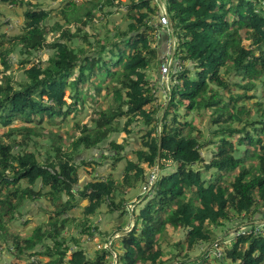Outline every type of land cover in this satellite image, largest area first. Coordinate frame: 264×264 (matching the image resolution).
<instances>
[{"label":"trees","instance_id":"trees-1","mask_svg":"<svg viewBox=\"0 0 264 264\" xmlns=\"http://www.w3.org/2000/svg\"><path fill=\"white\" fill-rule=\"evenodd\" d=\"M45 1L0 0L22 8L24 17L18 34L0 40V126L5 128L0 135V246L13 247L10 264H63L68 252L71 264H106L112 253L118 256L117 264H165L161 245L168 229L184 232V241L172 242L176 253L166 252L174 264H213L217 249L234 264H264V229L255 230L260 224L255 223L256 214L264 210V107L254 110L259 116L253 117L246 104L251 96L247 92L264 76V0H164L171 21L168 35L171 32L176 41L173 56L180 64L170 77L173 84L166 91L164 108L153 106L161 65L155 44L158 38L169 37L161 34L165 26L152 22L157 15L153 0H129L127 15L138 13L135 22L128 23L124 32L114 26V38H120L107 39L111 46L97 57L86 54L83 45L72 44L76 38L88 42L83 26L93 27L94 11L103 12L115 1L83 0L79 6L75 0H59L74 15L73 31L65 16L53 26L46 23L50 10L43 7ZM141 9L145 12L139 13ZM50 33L57 35L48 40ZM15 46L25 55L18 61L20 80L6 72ZM43 49H51L50 56L35 58L33 53ZM89 101L108 108L97 110L92 125L76 123L80 133L70 152L60 153V136L50 137L55 143L49 142V148L56 153L52 156L48 149L44 160L28 148L30 143L38 145L33 135L43 132L46 138L51 133L43 124L53 127L59 119L60 125L61 120L83 113ZM203 110L215 125L207 134L187 116L201 120ZM123 118L122 130L128 132V126L137 122L143 134L136 160L126 161L120 179L109 173L76 187L78 168L92 162L80 159L75 165V156L100 147L119 130ZM109 146L114 164L125 158L120 153L123 145L111 140ZM154 165L156 180L146 195L137 197L144 204L133 209V228L124 233L119 226L112 234L104 233L102 243L122 231L111 239V249L87 259L80 246L97 230L92 222L97 211L109 202L112 211L125 213L123 201L116 199L140 182L147 183L146 169ZM77 196L87 204L78 218L67 216L79 206ZM41 197L51 204L45 229L36 228L22 239L11 224L25 201ZM242 217L251 228L237 229L229 244L219 240L218 229ZM45 238L53 240L51 248L35 251ZM70 243L77 246L75 251ZM198 246L207 251L195 255ZM21 254L51 255V259L24 262Z\"/></svg>","mask_w":264,"mask_h":264},{"label":"rangeland","instance_id":"rangeland-1","mask_svg":"<svg viewBox=\"0 0 264 264\" xmlns=\"http://www.w3.org/2000/svg\"><path fill=\"white\" fill-rule=\"evenodd\" d=\"M83 0H75L76 4L80 6ZM104 1V0H103ZM102 1V2H103ZM115 5L114 6H108L104 9V11L96 10L94 11L95 17L93 18V27H89L88 25L83 26V31L87 32L88 34V42H84L82 44V41L80 38H76L74 44V47L76 45H83V49H85V53L97 57L98 55H104L106 53V50L108 47H110L109 41H106L107 39L111 40H117L120 37L114 38L115 29L114 26H118L121 32H124L127 29L128 23L135 22V18L137 17L138 13H131L128 14V9L131 5L129 0H114ZM101 2V3H102ZM43 7L47 10H50V17L47 19L46 23L53 26L54 21L63 22L64 18L63 16L67 17L70 23L68 27L71 28V30H75L76 26L74 25V15L71 12V10L64 9L65 2H60L59 0H47L43 2ZM136 3V2H135ZM159 5H158V4ZM164 4V0H153V4L157 6V15L153 19V23L157 27H161L159 24V15L165 7H160V5ZM97 9V7H94ZM163 8V9H162ZM162 9V10H160ZM166 10V9H165ZM105 12H109L107 16H105ZM140 12H145V9H141ZM83 11L79 9V15H82ZM166 13L168 15V12L166 10ZM84 15V14H83ZM82 15V16H83ZM169 17V15H168ZM83 19L85 17L83 16ZM23 9L18 6H11L6 5L4 3L0 2V40L3 39V41L6 39L7 36H14L15 34H18L20 32L21 26L23 25ZM82 21V20H81ZM79 23H81L79 21ZM164 30L161 29V31H164V36H168L169 38H161L156 40V48L159 52V59L161 61L163 56H167L169 53L170 59H172V66L173 69L171 72H176L178 69L176 68L177 62L174 59L173 52H175L176 47V41L174 38V35L170 32V35H168V31L171 30V22L169 19V23L165 27H161ZM167 32V33H166ZM57 35V33H50L47 35L48 40H52ZM156 35L160 36V32L156 29ZM174 38V39H173ZM174 41V43L172 42ZM91 43V45L89 44ZM102 44H105L106 46L100 51V46ZM165 49V51H164ZM52 50L51 49H43L41 53H33V55L36 57H40L42 60L47 59ZM25 55L21 54L19 47H14V50L10 54V69L6 71L7 73L13 74L17 79H22L23 72L22 69L19 67L18 61L24 58ZM33 58V57H32ZM177 60V59H176ZM121 68V67H120ZM119 68V69H120ZM161 68V65H160ZM2 67L0 65V75H1ZM153 79V76H150L149 78ZM159 81L157 83V89L155 92L156 102H153V106L157 107L163 106L166 107V104L168 102H165L166 98V91L168 88L173 84V80H169V83L166 84V82L163 80L161 76H159ZM165 77V76H164ZM232 80H239L234 79V77H231ZM168 80V79H167ZM154 81V79H153ZM152 81V82H153ZM155 83V81H154ZM236 89V88H235ZM237 91L240 92V89H237ZM246 90H243L241 92H244ZM247 92V91H246ZM250 97L247 98L246 104L248 105V110H251L249 113V116H259V112H255L256 110L264 107V76H262L259 80L255 81V84L252 85V88L247 92ZM103 98L100 97V101ZM186 103V102H185ZM108 108V105L104 103H93V101H89L85 103V107L83 108L85 111L83 113H80L76 115L75 117L69 116L67 120H61V124L59 125V119L55 123L52 124L53 127H51L49 124H43V126L46 127V129L50 130L51 133L48 135V137L43 138L44 133H40L39 135H33V140H36L38 145L33 146L32 143L29 145L30 150H36V152L42 155L43 160L46 158L47 155H45L46 151L50 150V155L54 156L56 153V150L53 148H49V142L55 143V140L50 139L52 136H60L62 140V150L61 154L64 152H70L72 150L71 142L75 140V138L79 135L80 130L79 128H76L75 125L77 122H79L80 126L83 124L92 125V119L95 118L97 110L99 108ZM82 110V108H80ZM255 110V111H254ZM186 110L181 109V112H185ZM193 111V110H192ZM193 113V112H190ZM162 114V113H161ZM188 120H191L195 126H198L200 129L205 131V134L208 133L209 129L215 128V125L211 126L210 123V117L208 116L207 112L202 111L203 119H199L198 116L194 114H188ZM119 130L113 131L109 137L102 142L101 146L98 148H91L88 150H82L75 156V165H78V161L80 159H86L87 162H92L90 166L81 165L78 168V175L79 179L78 182L75 184L76 187H82L87 182L94 180L95 178L99 176H107L109 173H112L116 179H120L122 176L123 169L125 167L127 160H136V153L135 151L140 147L142 139L141 136L142 131H139L140 126H137V122H133L128 126V129L130 130L128 132L122 130V127L125 122V118L119 119ZM118 122V119L115 121ZM114 123V122H113ZM19 123H14V125ZM95 126V125H93ZM76 129L77 132H74L73 129ZM3 128L0 126V135L3 133ZM43 138V139H42ZM114 140L116 143L123 145V149L120 151L122 155L125 156L124 159L121 161H118L114 164V151L109 146V141ZM143 148V147H142ZM202 155L204 158L209 160V154L208 152L203 149ZM40 157V156H38ZM142 167L146 165V163L141 164ZM171 168V167H170ZM158 172V166L154 165L151 169H146V174L148 177H146L147 180L151 181L150 183L154 182L156 178V173ZM8 175V173L6 172ZM150 190V187L145 188V183L140 182L135 188H132L129 192L123 193L122 195L118 196L117 202L123 201V207L125 210V213H122V209L117 210L114 209L112 211V207L108 206L109 202H105L101 208L97 211L96 215L93 217L92 222L95 226H97V230H94V235L89 238L86 241H82L80 248L83 250L85 257L87 259H94L99 254L103 253L105 250L111 249V242H109L111 239L118 238L122 235V231H119L117 233H114L108 241L105 243H102L106 236L104 233H113V231L119 227L122 226L125 232L130 231L134 226V218H133V209H135V206H142L143 203L137 202V197L142 194H147V192ZM77 191V190H76ZM77 195V194H76ZM144 195V196H145ZM77 200L79 201V206L74 208L73 211L69 212L67 216L70 217H76L78 218L80 213L82 212V208L84 205L87 204L86 201H81L80 198L77 196ZM82 207V208H81ZM51 209L50 201L44 197L38 198L36 200H29L25 201L24 205L20 208V214L18 215V218L11 224V229L17 234L21 235V238L27 239L32 235L34 230L36 228H39L41 231L45 229V223L48 221V217L50 216L49 212H46V210ZM66 215V214H65ZM78 223L79 221L76 220ZM249 221L247 218H234L231 222L226 224V227L223 229H218L219 233V240L225 239L226 243L229 244V242L232 240L233 234L236 232L237 229L239 231H246L251 228L250 224H247ZM255 223H260L264 226V210H261L258 214H256V220ZM167 239L162 243L161 248L165 252L163 260H166L165 264H174L175 260L172 261L170 258L171 255L166 253L169 249L172 254H175L176 251H174L175 246L172 244V242L180 243L184 241V232L182 229L180 230H170L167 231ZM111 233V234H112ZM70 232L66 234V238L69 239L71 236ZM218 240V241H219ZM223 241V242H224ZM53 240L50 238H45L42 244H39L35 247V251L37 252H44L45 249L51 248V243ZM224 245V244H223ZM225 246V245H224ZM199 247V246H198ZM72 250H76L77 246L73 243H70V247ZM223 248V247H221ZM12 251L13 247L9 246V248L1 247L0 246V264H7L6 259L10 258L12 261ZM207 251V248L204 246H201L197 248L194 251L195 255L201 254L202 252ZM216 255L218 258L213 261V264H234L229 260H224L223 255L220 249H217ZM221 253V254H220ZM69 252L67 253V257H70ZM214 256V253L211 255V257ZM222 256V257H221ZM21 257L24 260V262H36L37 260L46 262L47 260L51 259V255H32L30 257L24 256L21 254ZM221 257V258H220ZM57 258V256H56ZM7 259V260H8ZM118 256L112 253L109 257H105L106 264H117ZM69 258L64 259L63 264H71ZM10 261V262H11Z\"/></svg>","mask_w":264,"mask_h":264},{"label":"built area","instance_id":"built-area-1","mask_svg":"<svg viewBox=\"0 0 264 264\" xmlns=\"http://www.w3.org/2000/svg\"><path fill=\"white\" fill-rule=\"evenodd\" d=\"M162 9H163V8H162ZM162 9H160V10H162ZM163 10H164V11H162V12L160 13V15H159L158 20H159V24H160L161 26H166V25L169 23V17H168V15H167V13H166V10H165V9H163ZM173 39H174V38H173ZM172 42L174 43L173 40H172ZM169 58H170L169 53L167 54V56L165 55V56L162 57V59H161V68H160V72H159L160 76L163 78V80L166 82V84L169 83L170 77H171V75H172V73H173V72H171V70H172L173 67H174V66H172V64H171V63H172V59L169 60ZM175 61L177 62L176 68L179 69L180 64L178 63V60L175 59ZM164 76H165V77H164ZM167 79H168V80H167ZM156 175H157V173H156ZM155 180H156V178H155ZM155 180H154V182H155ZM150 181H151V178H150ZM150 181L148 180L147 183H145V188H146V189L148 188V186L151 188V185L154 183V182L150 183ZM148 191H149V190H148ZM148 191H147V192H148ZM147 192H145V193H147ZM262 229H264V226L261 225V224H259V225L255 228V230H256V231H259V232H261ZM109 242H111V240H110Z\"/></svg>","mask_w":264,"mask_h":264},{"label":"crops","instance_id":"crops-1","mask_svg":"<svg viewBox=\"0 0 264 264\" xmlns=\"http://www.w3.org/2000/svg\"><path fill=\"white\" fill-rule=\"evenodd\" d=\"M164 51H165V49H164ZM121 227H122V226H121ZM122 229H123V228H122ZM123 230H124V229H123ZM66 258H69V259H70V257H67V256H66ZM7 259H8V258H7ZM7 259H6L7 264H10V263H11V262H10V261H11L10 258H9L8 260H7ZM65 264H66V263H65Z\"/></svg>","mask_w":264,"mask_h":264},{"label":"water","instance_id":"water-1","mask_svg":"<svg viewBox=\"0 0 264 264\" xmlns=\"http://www.w3.org/2000/svg\"><path fill=\"white\" fill-rule=\"evenodd\" d=\"M161 5H162V7L164 8V6H163V4L161 3ZM171 22V21H170ZM171 32H172V30H171ZM160 68V67H159ZM159 76H160V74H159ZM129 232V231H128ZM124 233H127V232H124Z\"/></svg>","mask_w":264,"mask_h":264}]
</instances>
